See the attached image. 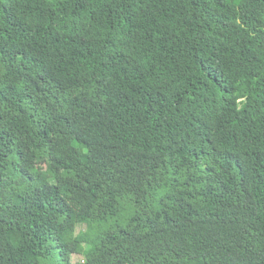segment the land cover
Returning <instances> with one entry per match:
<instances>
[{"label": "trees", "instance_id": "obj_1", "mask_svg": "<svg viewBox=\"0 0 264 264\" xmlns=\"http://www.w3.org/2000/svg\"><path fill=\"white\" fill-rule=\"evenodd\" d=\"M0 264H264V0H0Z\"/></svg>", "mask_w": 264, "mask_h": 264}, {"label": "rangeland", "instance_id": "obj_2", "mask_svg": "<svg viewBox=\"0 0 264 264\" xmlns=\"http://www.w3.org/2000/svg\"><path fill=\"white\" fill-rule=\"evenodd\" d=\"M46 168H47L50 172L53 171L52 168H51L50 166H46ZM81 260H82V258H81V256H79V255H73V257H72V261H73V263L80 262Z\"/></svg>", "mask_w": 264, "mask_h": 264}]
</instances>
